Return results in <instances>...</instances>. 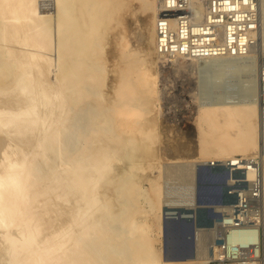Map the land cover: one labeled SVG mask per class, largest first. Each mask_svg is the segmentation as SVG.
<instances>
[{
  "label": "bare ground",
  "instance_id": "1",
  "mask_svg": "<svg viewBox=\"0 0 264 264\" xmlns=\"http://www.w3.org/2000/svg\"><path fill=\"white\" fill-rule=\"evenodd\" d=\"M138 10L144 45L128 47ZM258 10L264 52V0ZM156 17V0H0V264H188L166 261L159 243L164 211L192 204L194 188L183 178L165 187L164 173L187 171L192 185L211 154L264 155L257 73L246 70L256 59H189L219 91L196 101L197 150L165 156L148 136L158 126ZM242 70L245 97L222 98L219 86ZM180 185L184 194H170ZM198 248L205 263L210 251ZM261 254L264 264V233Z\"/></svg>",
  "mask_w": 264,
  "mask_h": 264
},
{
  "label": "built area",
  "instance_id": "2",
  "mask_svg": "<svg viewBox=\"0 0 264 264\" xmlns=\"http://www.w3.org/2000/svg\"><path fill=\"white\" fill-rule=\"evenodd\" d=\"M156 4L155 47L161 58L256 59L259 0H156ZM257 68L259 124L264 127V60ZM198 166L189 213L183 214L181 208L164 213L170 231L178 236L191 230L194 253L196 239L201 238L202 248L210 251L204 264H260L264 155L257 151ZM237 230L245 233V239L232 237Z\"/></svg>",
  "mask_w": 264,
  "mask_h": 264
},
{
  "label": "rangeland",
  "instance_id": "3",
  "mask_svg": "<svg viewBox=\"0 0 264 264\" xmlns=\"http://www.w3.org/2000/svg\"><path fill=\"white\" fill-rule=\"evenodd\" d=\"M51 1L52 0H50V2ZM138 4H139L138 2L135 3V5H138ZM145 15H146V12L138 10L134 15L127 16L128 35L130 34L128 36V44H130L128 45V47L133 46L135 48V47H139V46L141 47L144 45L142 39H139V36L137 35L142 29ZM259 49L258 47H256V52L253 54L254 56H256L257 63H259L260 61V56L261 57L264 56V52H262V50H259ZM244 60L245 59L243 58L238 59V60L236 59L235 61L237 63L236 62L235 63L238 66H240L242 65V63L244 64L246 63V61ZM158 63L160 65L158 72H157V77H156V80H157L156 86L158 87V88L156 87V90H157L156 95L158 98L155 102V107L158 105L157 108L159 110L156 115V118H157L156 123L158 126H156L155 128L156 130L155 129L149 130L148 136L152 137L153 140H156V141L158 140V145H159L158 147L159 149H161V151L164 153L165 156L170 157L171 154H176L179 146L181 145L182 146L181 150L182 149L187 150V151L182 152L183 153L182 156L187 157L185 156L187 154L185 152H193L197 150V147H198L197 146L198 145L197 141L199 138L198 132H197L198 130L194 122L195 116H196V110L198 107L197 102H199L200 100H205V101L212 100L216 96L219 95L218 94L219 91H217V89L213 88L211 85L210 87L204 86L205 81L203 80L206 78L202 79V77L204 76L200 75L199 71H198L199 73L197 72L196 66L198 63H196L195 61L181 58V57L177 58L176 61H171V60H166V59H162L161 57H158ZM249 67L251 69H246V70H250V72L253 71L257 73L256 72L257 67H258L257 65L252 63L251 65H249ZM242 71H241V74L238 75L239 77L236 76L235 78H232V81H231V78H229L230 80L227 79L225 83H222L223 85L221 84L222 86H219V88L222 89V92H223V93L221 92V95H220L222 98H227L229 100L237 101L245 97L244 91L246 92V90H244L243 88L246 89L247 85L245 86V84L247 83H243L245 82L243 80L244 78L240 77L242 74H245V72L244 71L242 72ZM253 72L252 74H255ZM199 78L201 80L200 83H198ZM202 81L204 83H202ZM256 83L257 81H255L254 90H255V93L258 94V86ZM200 84L201 85L203 84V85L201 86ZM198 87L201 88V91L199 90ZM216 91L217 93H215ZM197 92L198 93L200 92L199 95ZM257 94H255V96H257ZM236 155H243V154L237 153ZM217 158L218 157L211 154V156L209 155L208 157H205L204 161H199L195 163L194 180H193L192 185L190 184V181H191L190 179H192L191 173L186 171L185 173L183 172V173L178 174V172H175V171L174 172H172L171 170H169L171 172L166 171L164 173V179H166L168 182H166L165 187L166 186L174 187L175 184L178 186L179 184H181L179 180L183 178L180 181L186 180L187 185L189 187L188 190H191L194 188L193 190L195 191V171L197 170L198 164H199L198 167H200L203 163L211 159H215L217 161H221V160L225 161L223 158H218V159ZM156 173H158V171H156ZM182 187L180 185V189L178 190L173 189L171 192L169 190V192L170 194L171 193L177 194V192L184 194V190H187V189L182 188ZM186 206L188 205H184V206L182 205L181 207H177V208L183 209ZM177 208L173 209V211L176 210ZM168 210L169 209H166L165 211H168ZM164 213L162 215V233L160 234V243H159L161 251H162V257L166 261H176V262L184 261V262H189L188 264H195V263L204 264L202 261L203 260L202 257L201 259L200 257L198 258V256H203L201 255V252L198 251L199 250L198 246H202V244L200 245L197 244L198 240H196V248H195L196 253H194L195 239L193 237L192 231L188 230L186 232V235H185L186 238L184 240L179 239L178 237L175 238V235L169 229L167 220H165ZM180 214H181V211L177 210V214H175L174 216L178 217ZM172 220H173L172 218L169 219V221H172ZM179 221H182L183 223L187 222L186 219H179ZM173 244H177L179 246L176 250V253H173V254L175 255L185 254L186 257H182V258L172 257L173 254L170 252L171 250L169 247L172 246ZM261 257H262V254H261Z\"/></svg>",
  "mask_w": 264,
  "mask_h": 264
},
{
  "label": "crops",
  "instance_id": "4",
  "mask_svg": "<svg viewBox=\"0 0 264 264\" xmlns=\"http://www.w3.org/2000/svg\"><path fill=\"white\" fill-rule=\"evenodd\" d=\"M179 246L177 244H173L172 246H170V252L173 254V253H176V250ZM174 255V254H173Z\"/></svg>",
  "mask_w": 264,
  "mask_h": 264
},
{
  "label": "trees",
  "instance_id": "5",
  "mask_svg": "<svg viewBox=\"0 0 264 264\" xmlns=\"http://www.w3.org/2000/svg\"><path fill=\"white\" fill-rule=\"evenodd\" d=\"M176 237H178L179 239H183V240L186 238L185 234L175 236V238H176ZM183 243H184V242H183Z\"/></svg>",
  "mask_w": 264,
  "mask_h": 264
}]
</instances>
